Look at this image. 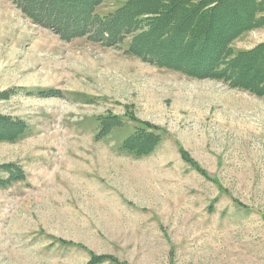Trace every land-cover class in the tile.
Returning <instances> with one entry per match:
<instances>
[{"label":"rangeland","instance_id":"374dc122","mask_svg":"<svg viewBox=\"0 0 264 264\" xmlns=\"http://www.w3.org/2000/svg\"><path fill=\"white\" fill-rule=\"evenodd\" d=\"M129 40L63 36L0 0V115L27 125L0 140V166L23 175L0 187V264H264V97L142 61ZM261 42L257 28L233 48ZM143 123L148 154L123 145Z\"/></svg>","mask_w":264,"mask_h":264},{"label":"trees","instance_id":"16d2710c","mask_svg":"<svg viewBox=\"0 0 264 264\" xmlns=\"http://www.w3.org/2000/svg\"><path fill=\"white\" fill-rule=\"evenodd\" d=\"M16 1L30 19L60 35L88 36L109 47H121L129 38L125 53L142 61L196 78L221 80L264 97V42L249 49L233 48L245 33L264 28V0H123L104 15L96 14L95 8L106 0ZM120 124L111 118L103 121L102 133ZM143 125L123 141L125 148L138 154L151 153L159 143L154 132L147 133L148 124ZM26 131L21 119L0 115V140L19 139ZM183 158L205 174L184 153ZM7 172L10 175L4 178L1 174ZM21 178L15 164L0 166V187ZM103 261L126 264L94 253L87 264Z\"/></svg>","mask_w":264,"mask_h":264}]
</instances>
